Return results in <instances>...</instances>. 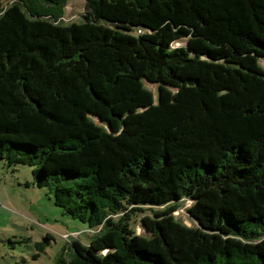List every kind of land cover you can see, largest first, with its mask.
Segmentation results:
<instances>
[{
	"label": "trees",
	"instance_id": "1",
	"mask_svg": "<svg viewBox=\"0 0 264 264\" xmlns=\"http://www.w3.org/2000/svg\"><path fill=\"white\" fill-rule=\"evenodd\" d=\"M66 3L0 0V160L98 230L55 264H264V0Z\"/></svg>",
	"mask_w": 264,
	"mask_h": 264
},
{
	"label": "rangeland",
	"instance_id": "2",
	"mask_svg": "<svg viewBox=\"0 0 264 264\" xmlns=\"http://www.w3.org/2000/svg\"><path fill=\"white\" fill-rule=\"evenodd\" d=\"M85 6V0H67L61 24L83 22ZM260 64L264 67V60ZM189 206L190 202H183L175 216L187 227H194L186 214ZM145 214H150L148 209L140 215ZM140 217L133 228L143 235ZM97 231L55 206L48 189L33 184L32 168H9L0 160V264H55L61 256L68 260L70 244L78 241L87 246ZM37 244H42L43 250Z\"/></svg>",
	"mask_w": 264,
	"mask_h": 264
}]
</instances>
